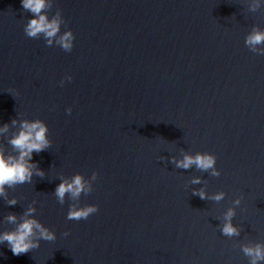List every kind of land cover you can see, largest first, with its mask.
Segmentation results:
<instances>
[{"label":"clouds","instance_id":"clouds-1","mask_svg":"<svg viewBox=\"0 0 264 264\" xmlns=\"http://www.w3.org/2000/svg\"><path fill=\"white\" fill-rule=\"evenodd\" d=\"M244 2L249 13H256L264 8V0H244ZM21 4L23 10L31 13L32 17L27 20L23 29L27 38H43L46 46H58L66 53L73 50L75 34L67 27L68 22L63 16L62 9L56 7L55 0H21ZM50 13L52 14L50 15ZM62 27L65 30L62 31ZM244 44L251 53L264 56V28L253 25L245 36ZM72 80L71 75H66L59 85L63 87L66 81L71 82ZM66 113L71 115L72 108L68 107ZM48 134V125L39 118L33 120L14 118L10 123L0 126V138H6L10 148L9 150L3 143H0V198L6 205L15 206L19 203L17 197H10V189L15 190L19 185L31 184L34 176L41 179L46 176L38 162H33V153L39 154L51 147L52 141ZM216 162V155L210 152L193 154L182 150L180 158L176 156L170 158V163L176 169L194 168L200 173H208L211 177L221 175V171L216 167ZM98 178V171H93L88 178L81 173H76L71 177L61 174L58 177L61 182L52 195L61 206L65 204L66 198L71 201L66 215L67 220H87L99 211V205L85 204L81 206L80 204L82 195L88 196L94 191L93 185ZM189 183L203 185L193 188L191 192L201 200L219 203L227 195L224 191L209 194L207 181L202 176H192ZM243 199V195H238L231 202L233 206L228 207L222 216L217 218L220 224L216 227L223 236L229 239L240 237L243 231L241 226L233 223V219L237 215L236 208L241 205ZM36 203L35 200L29 203L22 214L17 215L9 212L3 217V223L14 227L11 230L5 229L0 232V244L7 242V246L14 256L39 248L42 240L51 242L56 239L55 231L36 218ZM63 235L67 236L69 233L64 232ZM238 246L248 259V264H264V241L248 240L239 242Z\"/></svg>","mask_w":264,"mask_h":264}]
</instances>
